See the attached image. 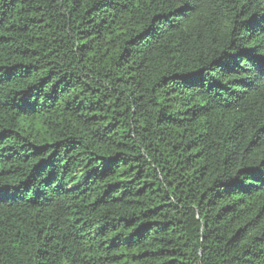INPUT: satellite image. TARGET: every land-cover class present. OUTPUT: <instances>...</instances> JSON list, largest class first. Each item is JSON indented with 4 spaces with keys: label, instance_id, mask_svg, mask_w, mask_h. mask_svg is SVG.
<instances>
[{
    "label": "trees",
    "instance_id": "1",
    "mask_svg": "<svg viewBox=\"0 0 264 264\" xmlns=\"http://www.w3.org/2000/svg\"><path fill=\"white\" fill-rule=\"evenodd\" d=\"M0 264H264V0H0Z\"/></svg>",
    "mask_w": 264,
    "mask_h": 264
}]
</instances>
